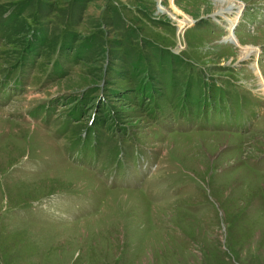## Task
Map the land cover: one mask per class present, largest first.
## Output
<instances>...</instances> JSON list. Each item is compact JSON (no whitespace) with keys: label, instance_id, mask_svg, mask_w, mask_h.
<instances>
[{"label":"rangeland","instance_id":"obj_1","mask_svg":"<svg viewBox=\"0 0 264 264\" xmlns=\"http://www.w3.org/2000/svg\"><path fill=\"white\" fill-rule=\"evenodd\" d=\"M236 1L0 0V264H264V0Z\"/></svg>","mask_w":264,"mask_h":264},{"label":"bare ground","instance_id":"obj_2","mask_svg":"<svg viewBox=\"0 0 264 264\" xmlns=\"http://www.w3.org/2000/svg\"><path fill=\"white\" fill-rule=\"evenodd\" d=\"M216 1L219 4L218 14L227 13V12H230L232 10L236 12L238 10L239 6H237V4H239V3L236 0H235L236 2L234 0H216ZM158 9H159L158 10L159 13L167 12V10H165V8H163L162 6L159 7ZM238 12L240 14V11H238ZM239 14L237 16H235L236 15L235 14V15H233V17H228L227 18V20H228L227 24H230V23H234V25L238 24L240 22V15ZM171 17L174 18V15H172ZM176 20H177V18H176ZM184 22H185V20H184ZM186 23H188L187 20H186ZM232 27L233 26L231 24L228 25L229 35L224 37L225 38L224 41L225 42H231V43L233 42L237 45H240L239 40H237L239 38H236V36L234 35V33H233L234 30L232 29ZM184 29H185V25L183 26L182 31ZM245 49L247 51L243 52V58L251 57V55L256 52V48L250 47V48H245ZM251 69L255 72V74H257L258 79H259L258 82H259V84H261V85H259V87H261V91L264 92V77L259 71V69H260L259 66L253 65L251 67Z\"/></svg>","mask_w":264,"mask_h":264}]
</instances>
